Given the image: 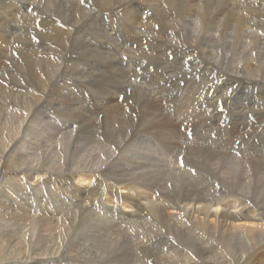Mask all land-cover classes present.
Returning a JSON list of instances; mask_svg holds the SVG:
<instances>
[{
  "label": "rangeland",
  "instance_id": "rangeland-1",
  "mask_svg": "<svg viewBox=\"0 0 264 264\" xmlns=\"http://www.w3.org/2000/svg\"><path fill=\"white\" fill-rule=\"evenodd\" d=\"M3 1L5 2V0H0V38H1L0 39V48H1L0 52L1 53L3 52L2 54L0 53V58H1L0 62H2V63H0V74H2L0 76V93H1V90H4V89L6 90V87H8L11 91H13L12 95H10L12 97H10V98L17 96L15 91L22 90L20 87L25 86V87H27L28 90H32L31 87L35 86L34 81L32 80L33 79L32 75H35L34 76L35 82L37 83L35 87L40 88V86L42 85V80L44 79L43 76L45 75V72H41L42 78H40L38 72L42 68V62L44 61V63H45V61L48 60L49 55L47 53V47L52 45V43H50L51 41L49 40L48 33L44 30L46 28L43 26V20L46 19L47 16H50V15H51L50 17H56L57 18L58 17L57 15L60 13H61V18L67 17L66 20H61L60 22L62 25H65V26H68V24H70L69 28L64 27V26L63 27H64V29L65 28L67 29L68 33H69V31H71L69 33V39L72 42L70 44L69 41L68 42L66 41L65 45L62 44L63 49H61L62 48V45L60 44L61 41L57 42L61 46V48L58 47V50L60 49V51H59L60 55H57V54L54 55V58H52V60L49 61L50 62L49 66H51V68L59 66L58 68H60L59 69L60 74L57 76H54L52 81H50L51 83L48 84L49 87L47 85V87L45 89L46 92L51 91V93L54 95H61V94L66 95L68 99H67V102L65 104L67 106L65 105V107L64 106L57 107V105H56L57 103L56 104L53 103V106L49 107L51 110L49 108L47 109V107L43 106L42 108H40L41 115H40L39 119L42 118L43 121H48V122L52 123L53 119H54L53 116L56 115L55 117L58 119V121H56V123H55L56 127L62 126L61 121L63 119H67L69 116H71L70 119H72L73 121L77 122V120H78V122H84L83 125L81 123V124H77V126H75V127L76 128L77 127L78 128L84 127V129H82V137L86 138L85 142L86 143L88 142V144H85V142H83L82 143L83 145H82V144H78V143L74 142L73 146L78 148L77 151L75 152L76 157L74 159L78 160L79 156L81 158L87 157L88 149H89L91 143H93L92 140L94 142L96 141L95 143L97 145L96 144L95 145L97 147H96L95 153H96V156L100 160H102L104 157L108 156L109 154H112L113 152L115 154L114 155L115 157L119 154H121L122 157L128 156L130 154L136 155V157L132 161H130V160L123 161L122 160L120 162L122 165L119 164L114 168V174L112 173V175L109 177V180L107 182H108V184L110 182L116 183V182L124 179L125 177L123 178V176L127 175L126 177L128 178L129 175H133V177L136 178L137 182L139 184L141 183V187L143 186L142 189L145 190L146 192H148V191L152 192L153 190H156L157 187L162 186V183H163L162 179H163V181L165 179L167 180V178L169 177L168 174L172 173L173 169L177 170L180 168L181 171L179 173L181 174L182 179L180 180L179 186H177L173 190L174 192L173 191L171 192V196H172V194H175L177 201H178V199H183L185 197H189L190 195H192V192H195V191H197V193H198L197 195H199L200 197L203 196L202 199L203 198L206 199L205 200L206 202H215L217 200L224 202L226 200V198L227 199L234 198V200H236V199L240 200L244 197H248L249 194H254V193H256V191H258V190H253L254 185L251 188V190L243 189L246 187L243 185L244 183L242 180L245 176V175H243L244 169H246L247 167L249 169L248 172L250 174H252V177L254 178V180L259 179V180L263 181V179H264V177H263L264 176V160H263L264 159V149H261V148H264V114H263L264 113V109H263L264 108V100H263L264 99V97H263L264 96V89H263L264 85H262L263 83H257L254 81L255 82V84H254V82H253V80L255 79L256 76H258V75L264 76V59H259V53H258L259 44L258 43H260V41H258V38H256L257 37V36H255L256 33H253L251 35L249 34L250 37H248V36L245 37L244 35H242L244 33V31H242V33H241L240 29H241V27H244V26L239 27V25H240V21H241V23H243L244 20L243 19L238 20L237 16L242 14V13L244 15V12H242L243 8H244V11L249 10V12H250L251 7L252 8L258 7L260 0H230V1L229 0H225V1L224 0H215V1L214 0H212V1H210V0H194V1H190L189 5L191 6L190 12H192V15H191L192 17H190L188 19H187V17H185V18H183V20L180 19L179 16H181L182 12L185 13L186 10L189 11L188 8L187 9L185 8L186 7L185 5H187V3H188L187 0H185V1L184 0H178V1L176 0V2L174 4L175 6L174 5L172 6V3L170 2V0H157L158 2H156V0H154V2H152L153 0L152 1L151 0H144V1H147L148 3L146 2L147 6L145 8H143V10L141 9V7H137V5H136V2L139 0H135V2H133V0H130V1H128V0H116L117 1L116 4L112 3V5L109 6L110 7L108 9L109 11L105 10L104 7L101 8L102 3L99 0H94V1L84 0L83 2H82V0H66V1H64V0H22V1L21 0H19V1L18 0H14V1L13 0H6V3H4ZM54 1H56L57 5L55 4ZM120 1L122 2V5H123V3H124V5H126L127 10H128V7H129V10L132 8L131 11L135 10V12H137V14H138V10H140L139 12L142 13L141 14L142 21L140 24H138L139 26H137V25L133 26L132 25L133 26L132 27L131 25L127 24L129 21H126L127 19H125L123 16L124 15L123 14L124 5H123V8H120V7H122V6H120L121 5ZM150 1L152 2V4L153 3L154 4L150 5V3H151ZM223 1H224V4H223ZM97 2L98 3L100 2L99 3L100 6H98L97 9H93L94 6L96 5L95 3H97ZM125 2H126V4H125ZM127 2H129V3H127ZM177 2H179L178 4L180 5L181 10H178L179 6L176 7ZM195 2L197 5L200 4V5H198L199 7L194 8L195 6H197V5H194ZM197 2H199V3H197ZM233 2H234V7H233V5H231V4H233ZM64 3L66 5H64ZM83 3H85V5L87 7L90 5H92L93 7L85 9L86 6ZM131 3H133V4H131ZM237 3L239 5H237ZM256 4H257V6H256ZM34 5L35 6L37 5L38 7L37 6L35 7ZM67 5H69V6H67ZM78 5L81 7L78 8ZM117 5H119V7ZM131 5H133V6H131ZM204 5L205 6L207 5L206 8ZM224 5H226L227 8ZM51 6H53V7H51ZM115 6H117V8H115ZM238 6L240 9L238 8ZM245 6H246V9H245ZM70 7H72V8H70ZM74 7H75V9H74ZM173 7H176V8H173ZM230 7H231V9H230ZM241 7H242V9H241ZM81 8L84 9V12L86 11L88 13L86 15L81 14L80 13L81 11H78V10H81ZM113 8H114V10L115 9L116 10L114 11ZM182 8H184L183 11H182ZM192 8H193V11H192ZM59 9H60V12H56V11H59ZM117 9H119V10H117ZM163 9H165V11ZM208 9H210L209 10L210 12H208ZM215 9H217L219 11H217V10L215 11ZM221 9H223L222 12L220 11ZM228 9H230V10H228ZM224 10H225V12H224ZM238 10L239 11L242 10V11H240L241 13L239 12V14H237ZM39 11H41V12L39 13ZM65 11H68V14ZM205 11L207 13H205ZM11 12L14 14V16H11V14H12ZM51 12H53V13H51ZM93 12H95V13H93ZM106 12H108V13H106ZM54 13H56L57 15H54ZM143 13H144V15H143ZM223 13H224V15H223ZM17 14H18V16H17ZM39 14H40V16H39ZM109 14H112V16L111 15L109 16ZM255 14L257 15V13H255ZM75 15L80 16L81 19L79 18L78 21H75ZM198 15H199V17H201L203 24L202 23L201 24L194 23V21H195L194 19L199 18ZM221 15H223V17ZM96 16H98V17H96ZM193 16H194V19H193ZM244 16H247V15H244ZM250 16L251 15H249V17ZM143 17H144V20H143ZM147 17L149 19H152V21L150 22ZM214 17H216V18H214ZM220 17H222L221 20H220ZM229 17L231 20L229 19ZM251 17L248 19L249 22H253V21L257 20L256 19L257 16H254V17L251 16ZM145 18L147 21H145ZM5 19H7L8 22ZM173 19L176 23L179 21V23H177V25L178 24H180V25H178V26H181L182 24H184V25L186 24L185 27H184V25H182L183 27H182L181 31H178L179 29L176 27L164 29L165 26H168L164 23L170 24ZM176 19H178V20L176 21ZM225 19H227V20H225ZM233 20H235V21L233 22ZM236 20H238V21H236ZM31 21L33 22V24L30 23ZM72 21H73V24L75 25V27L71 23ZM122 21H123V23H122ZM180 21H182V23ZM222 21H224V22H222ZM89 22H91V23H89ZM147 22L149 24H146ZM154 22H156L155 25H153ZM206 23H207V25H206ZM71 24L73 25V27ZM193 24H194V26H193ZM231 24L235 28L234 27L231 28ZM246 25H248V24L246 23L245 27H246ZM79 26H80V29H79ZM123 26L125 27V31H123L124 30ZM228 26L230 27V30L232 29L231 31L229 30ZM134 27H135V29H133ZM206 27L208 30L206 29ZM224 27H226V28H224ZM174 28L176 29L177 32L175 31ZM183 28H185V29H183ZM187 29H189L190 31ZM152 30H159L161 32H165V37L164 38L156 37L157 34L152 33ZM204 30H206L207 32H210V35H209V33H207ZM222 30H224V31H222ZM235 31H236V33H235ZM237 31H239L238 35H237ZM77 32H79V33H77ZM197 32H199V33L197 34ZM230 32L233 33L232 34L233 37L230 36L231 35ZM246 33H248V31H246ZM152 34H154V35H152ZM193 34H195V35H193ZM176 35L177 36L179 35L178 37H181V38L178 39V37ZM186 35H188V36H186ZM203 35H204V37H203ZM215 35H217V36H215ZM218 35H220V36H218ZM75 37H76V39H74ZM185 37H186V39H184ZM189 37H190V39H189ZM141 38H143L144 40H141ZM146 38L153 39V41L148 39V44H147ZM211 38L213 40H209ZM217 38L220 40H217ZM222 38H223V41H222ZM226 38H228L227 41L225 40ZM251 38H253V39H251ZM162 39H163V41H161ZM231 39H233V40H231ZM184 40H185V43L183 42ZM198 40H200L201 42H198ZM149 41H151V44L149 43ZM172 41H173V43H171ZM192 41H194V42H192ZM211 41H212V43H210ZM224 41L226 44L224 43ZM254 42H255V44H254ZM238 43H239V46L236 45ZM167 44H168V46H166ZM215 44H217V45H215ZM215 46L217 47V49ZM219 46H220L221 50H220ZM246 46H247V48H246ZM248 46H249V48H248ZM233 47L235 48V50ZM184 48H186V49H184ZM245 49L248 51V53L250 55L247 52L243 51ZM77 50H78V52H77ZM210 50H211V53L213 52L212 54L209 53ZM230 50H231V52H230ZM222 51H223V54H222ZM240 51L244 55L242 54V56H240L241 55ZM31 52H32V54H31ZM224 52H228V54L224 53ZM181 53H182V55H181ZM200 53L202 56L199 55ZM171 54H172V56H171ZM183 54H184V56H183ZM197 54H198V56H197ZM213 54H214V56H213ZM219 54H220V56H218ZM226 54H227V56H226ZM167 56H169L170 58ZM219 57H221V60ZM226 57L227 58L230 57V59H231L230 62L224 59ZM60 58H62V60H60ZM218 58H219V60H218ZM186 59H188V60H186ZM196 59H198L199 61ZM214 59H216L218 61L216 63V65H212V62L214 61ZM223 59L225 62L227 61L226 64L221 63ZM178 61H179V63H178ZM195 62L198 65V67L195 64ZM202 62H204V63H202ZM186 63H188V64H186ZM189 63H191V65ZM192 63L194 66L192 65ZM237 63H239L240 65ZM35 64H36V66H35ZM37 64H41V65H37ZM218 64H220V65H218ZM236 64H237V66H235ZM177 66L179 69L177 68ZM185 66H187L188 69L185 68ZM240 66H242L248 73H250V75L252 74L251 75L252 77H250V76L249 77L253 80H250V81H237L236 80L235 81V79L233 77H231L230 73L228 71H226V70H230V69L235 70L236 68H239ZM250 66L251 67L253 66V67L249 68ZM120 67H122V68H120ZM172 67H175V68H172ZM199 67H200V69H199ZM206 67H208L207 68L208 70L206 69ZM184 69H185V71H184ZM7 70L10 72H8ZM12 71L14 73H12ZM23 71H25V72H23ZM201 71H203V72H201ZM253 71H255L256 73ZM69 73H71V75ZM12 74H15V75H12ZM186 74H188L187 77H185ZM170 75L172 76L173 79L171 78ZM58 76L61 80L58 78ZM118 76H120V77H118ZM25 77L27 78V81H26ZM30 78H32V79H30ZM231 78H233V79H231ZM77 79L79 80V82ZM8 80H10V81H8ZM126 80H128V81H126ZM25 82H27V84ZM231 82L233 83V85ZM118 83H120V85ZM196 83H197V85H196ZM11 84H13V85L11 86ZM226 84H228V85H226ZM259 84H261L262 86L261 85L259 86ZM30 85H31V87H30ZM242 85H244V86H242ZM225 86H227V87H225ZM259 87H261V88H259ZM215 88H217V89H215ZM223 88H225V89H223ZM144 89L146 90V92ZM191 90H193V91H191ZM222 91L225 93L226 96L224 95V93H221ZM115 92H116V94H115ZM188 94H190V95H188ZM0 95H1L0 96V98H1L3 96V94H0ZM69 95H71V96H69ZM162 95H164V96H162ZM148 96H150V97H148ZM151 97H153V98H151ZM262 97H263V99H262ZM3 98H6V97H3ZM143 98H145L144 100H147V101H144ZM136 100L138 103H136ZM156 100H157V102H156ZM181 100H182V102H185V103L180 102ZM89 103H91V104H89ZM133 103H135V104H133ZM144 103H146L147 106ZM188 103H189V105H188ZM102 104H104V105H102ZM261 104H262V106L260 107ZM92 105L94 106V108ZM142 105H143V107L146 106L145 107L146 109L143 108ZM155 105H157V106H155ZM178 105L180 106V108L182 107V110L179 109ZM0 106H2L1 103H0ZM112 106L118 107L117 112L119 111V113L117 116L115 115L116 117H111V115H110V107H112ZM240 106H242V108ZM53 107H55V108H53ZM74 107H75V109H74ZM199 107H201L202 109ZM198 108L201 109V111H199ZM2 109L3 108L0 107V110H2ZM55 109L57 112L55 111ZM119 109H121V110H119ZM176 109L178 111L181 110V112L176 111ZM186 109H188V111L190 110L189 114L187 113L188 111ZM60 110H61V112H60ZM91 110H93V111H91ZM141 110H142V116L140 115ZM169 110H170V112H169ZM171 110L173 112L172 115L175 117V119H173L174 117L172 115H169V118H167L168 117L167 114H171ZM208 110L210 111V113L208 112ZM65 111L67 112V114ZM76 111H78V112L76 113ZM96 111H97V113H96ZM132 111H134V112H132ZM211 111H212V114H211ZM258 111L260 114L258 113ZM71 112H72V114L74 112V115H72ZM157 112H158V114H157ZM199 112H201L202 114ZM62 113H64V114H62ZM194 113L196 114V116ZM48 114H49V116H48ZM97 114L100 116H98ZM162 114H163V116H162ZM219 114H221V115H219ZM197 115L199 116V118ZM96 116H97V118H96ZM176 116H177V118H176ZM219 116H221V117L219 118ZM121 117H123V118H121ZM143 117L145 119H143ZM150 117H151V119H150ZM116 118H118V119H116ZM46 119H48V120H46ZM161 119H163V120H161ZM190 119H192V120H190ZM193 119H195V121ZM134 120H136V121H134ZM166 120H168L169 122ZM174 120H175V122H173ZM185 120L186 121L188 120V122H186ZM199 120L202 122V124ZM87 121H89V122L87 123ZM191 121L193 122V124L190 123ZM196 121H199V122L196 124ZM177 122H180V123H177ZM121 123H122V125H121ZM168 123H171V124L168 125ZM139 124H141V125H139ZM145 124H147L149 126V128H147L146 127L147 125L145 126ZM153 124H154V126H153ZM190 124H192V125H190ZM126 125H127V127H126ZM130 125H132L133 127ZM135 125H136V127H135ZM174 127H176V128H174ZM247 127H250V128L248 129ZM95 128H96V130H95ZM140 128H141V130L142 129H144V130L141 131ZM145 129H147V131ZM160 129H162V130H160ZM244 129L245 130L247 129V130L245 132H243ZM136 130H138L137 131L138 133L136 132ZM156 130H158V131H156ZM97 131H98V133H97ZM143 131H145V132H143ZM91 132H92V134H91ZM125 132H127V133H125ZM176 132L178 134H176ZM54 133H55V131L54 132L49 131V136H51L53 138H51V137L45 138L44 137V139H43L41 137L46 136V135L45 134L40 135L41 139H39V141L36 143V145L33 144V140L30 139L29 137L25 138L26 139L25 144L22 146L20 145L21 147L20 146L18 147L19 157L21 154L22 155L24 154L27 157V159H29L30 157H33V155H35V153L37 151L36 150L37 145H41V146L43 145L45 147H50L52 145L57 146L58 135L56 134L55 136H53ZM149 133H152V134H149ZM142 134H143V136H142ZM219 134H221V135H219ZM145 135H146V137H144ZM87 138H89V139H87ZM95 139H97V140H95ZM129 139L131 141H129ZM40 140H42V141H40ZM52 140H54V141H52ZM173 140H175V141H173ZM150 141H151L150 144H152V142H153V146L148 144ZM157 142H158L159 146H158ZM170 142H171V144H170ZM178 143H179V146L177 147ZM230 143H232L231 144L232 146L230 145ZM233 143H234V145H233ZM80 145H82V147ZM108 145L110 146V149H109ZM165 145H166V147H165ZM168 145H170V146H168ZM195 145H197V146H195ZM117 146H119V147H117ZM98 147H100V149ZM23 148H25V149H23ZM40 148L42 149L43 147H40ZM79 148H81V149H79ZM147 148H149L148 151H147ZM208 148H209V150H208ZM85 149L87 150V152L85 151ZM202 150H203V152H202ZM221 150L223 152H221ZM23 151H24V153H23ZM150 151L153 153V156H150L152 154ZM244 151H246V152H244ZM255 151H258V152L256 153ZM105 152L107 155L105 154ZM147 152L149 154H147ZM154 152H157V153H154ZM208 152H209V154H208ZM103 153H104V155H103ZM253 153H254V155H252ZM144 154H145V156H144ZM154 154H155V156H154ZM137 155H139V156L137 157ZM148 155L150 156L151 159L148 158L146 160L145 157H147ZM157 155L159 156V158L156 157ZM162 155H164V156H162ZM169 155H170V157H169ZM175 155H176V157H175ZM197 155H200V157L199 156L197 157ZM220 156L222 157V159ZM227 156L229 157V159ZM173 157L175 160L173 159ZM230 157H231V159H230ZM181 158H183V161H184V164L182 166H181V160H180ZM203 158H205L207 160H205ZM148 160L150 162L152 160L153 164L151 163V165H150V162ZM166 160H167V162H166ZM154 161H156V163ZM164 161H165V164H163ZM230 161H232V163ZM131 162H132V164H131ZM212 163H213V165H212ZM255 163L258 164L257 167H256ZM127 164H128V166H127ZM145 164H147V165H145ZM216 164H217V166H216ZM233 164H235V165H233ZM251 164H253V165H251ZM158 165H160V167ZM179 165H180V167H179ZM246 165H249V166L246 167ZM164 166H165V168H164ZM191 166H192V168H191ZM153 167H155V168H153ZM182 167H183V169H182ZM167 168L168 169L171 168L172 170L171 169L168 170ZM154 169H156L157 173L154 171ZM198 169H199V171H198ZM159 170H161V171H159ZM165 170H167V171H165ZM203 170H204V172H203ZM205 170H207V171H205ZM219 170H220V172H219ZM162 171H163V173H162ZM229 171H231V172H229ZM217 172H218V174H217ZM221 172H222V174H221ZM255 172H257L259 174L256 175ZM189 173H190V175H188ZM230 173H232V174L230 175ZM185 174H187V175H185ZM226 174H227V176H226ZM254 174H255V176H254ZM184 175H185V177H184ZM239 175H241V177ZM159 176H160V178L158 179ZM111 177H113V178H111ZM204 177H206L208 179H206ZM114 178H115V180H114ZM231 178H232V180H231ZM183 179H184V181H183ZM201 180L203 183L201 182ZM158 181L160 184L157 183ZM232 181H234L235 184H237V185L233 184L234 182H232ZM186 182H188V183L193 182V183H192V185L188 184L189 187H187V185L185 186V184H184ZM61 183H62V181H61ZM61 183H60V185H61ZM2 184H3L2 186L5 187V186H9L11 184V182H10V180H5V182H3ZM144 184H147V185H144ZM216 184H218V185H216ZM100 185H98V188L94 193L96 195H93V199L96 198L95 200H97L96 201L97 203L95 202L96 203L95 206L97 209L94 211L96 213L95 214L96 219L97 218L103 219L104 215H105V211L103 209H101V206H100L102 201H103L101 196L104 193V192L101 193V191H105L108 188H106V186L103 183H100ZM182 185L184 186L183 188H182ZM147 186H148V188H146ZM192 186L194 189L192 188ZM208 186H210V187H208ZM100 187L102 189H100ZM57 188L59 190H61V186H58ZM262 189H264V188H260V190H259L260 192H257V194H256L257 196H255L256 199L254 198V201L256 204H259L261 199H263L260 197H262V196L264 197V195H263L264 190L262 191ZM179 190H180V193H179ZM189 190H191V191H189ZM235 190H236V192H235ZM60 192H62V191H60ZM97 192H98V194H97ZM151 192H148V193H151ZM259 193L262 194V196H260ZM250 196H252V195H250ZM97 206H99V208ZM259 206L262 207L263 205L259 204ZM87 219L88 220H86V219L83 220L85 223H83L82 224L83 226H81V232H83V234H84L82 237L86 236V234H85L86 232H90V231L92 232L93 231L92 227L85 226V225H88V221L90 218H87ZM13 221H17V219L13 220ZM86 221H87V223H86ZM158 221H159V219H158ZM109 223H111V221L110 222L106 221L105 225H108ZM115 224H117V223L115 222L114 225ZM18 226H19V230H23L26 227L25 226L22 229V228H20V227H22V225L17 224L16 227H18ZM108 227L110 229H112V228L114 229V227H112V224L108 225ZM109 228H106L102 231L101 230L98 231L100 233V235L98 232L92 233V234L99 235V237L102 238V240L104 241V244L107 245L108 237L110 238L114 235L111 232L113 229L110 230ZM144 229H147V228L145 227ZM105 230L110 231V233L108 231H107V233H109V234L105 233ZM127 231L130 234L134 235V232H136L137 229L134 230V227H133V230L128 229ZM137 232L140 233L141 231H137ZM129 233L128 234H122L121 236H119L120 237L119 242L122 243L124 250L123 249L121 250V252H120L121 254L117 253V258H116L117 261H113V262H116V264H130V263L141 264L140 262L137 263V261H141V258H138L136 253L131 249L132 248L131 243L133 240L130 237ZM105 234H107V235L105 236ZM101 235H103L105 238H103V236L101 237ZM126 237H130L129 239L132 241L130 242L129 239ZM53 238H54V234L51 237V240H53ZM122 238H123V240H122ZM113 239H114V236H113ZM93 241H94V244H93ZM98 243H99V240L96 241V239H94V240L92 239L91 241H88V243H86V244H87V246H89V245L94 246ZM128 244H130V245L128 246ZM148 244L149 243H147V245ZM140 245H142V244H140ZM125 246H127L129 248H127ZM148 246L150 247L152 245L149 244ZM104 248H106V251L112 250V252H114V250H113L114 245H112V244L108 245V248L106 246ZM150 248H149V250H150L149 253H155L156 252V251L152 250L154 248H152V247H150ZM167 248H168L167 246L162 247V249H164V250H166ZM122 253L125 255L124 258H122V256H120V255H122ZM146 254H148V253L146 252ZM161 255L163 256V254H160L158 256L161 257ZM88 256L91 257V255H89V254L85 255L87 260L90 259ZM142 256H144L143 253H142ZM96 260H97V258H96ZM88 261H90V260H88ZM76 262H77V260L73 261V262L71 261L70 263H67V264H71V263L76 264ZM104 263L105 264H115V263H110V262L108 263V261H106ZM79 264H81V263L79 262Z\"/></svg>",
  "mask_w": 264,
  "mask_h": 264
},
{
  "label": "bare ground",
  "instance_id": "bare-ground-1",
  "mask_svg": "<svg viewBox=\"0 0 264 264\" xmlns=\"http://www.w3.org/2000/svg\"><path fill=\"white\" fill-rule=\"evenodd\" d=\"M14 1V0H13ZM19 1V0H18ZM22 1V0H21ZM66 1V0H64ZM84 1V0H83ZM89 1V0H87ZM86 1V2H87ZM94 1V0H92ZM102 4L101 8L104 7L105 10H108L110 5L116 4V0H99ZM130 1V0H128ZM152 1V0H151ZM150 1V2H151ZM178 1V0H177ZM185 1V0H184ZM190 1L194 0H187V5H185L186 9L188 8L189 11L182 12L181 16H179L180 19L183 20V18L192 17L191 6L189 5ZM212 1V0H210ZM215 1V0H214ZM225 1V0H224ZM223 1V4H224ZM230 1V0H229ZM4 2V1H3ZM32 2V1H31ZM56 4V1H54ZM77 2V1H76ZM81 2V1H80ZM99 2V3H100ZM121 2V1H120ZM135 2V0H133ZM147 1L139 0L136 2L137 7L145 8L147 6ZM149 2V3H150ZM154 2V0L152 1ZM150 3V5L152 4ZM156 2H158L156 0ZM160 2V1H159ZM169 2V1H168ZM172 3V6L175 4L176 0H170ZM218 2V1H217ZM235 2V1H234ZM234 2L233 7H234ZM6 3V0L5 2ZM8 3V2H7ZM23 3V2H22ZM37 3V2H36ZM39 3V2H38ZM98 2L95 3L93 9H97L98 6H100ZM129 3V2H127ZM177 2L176 7L179 6L178 10H181L180 5ZM199 3V2H197ZM226 3V2H225ZM85 5V3H83ZM126 4V2H125ZM133 4V3H131ZM154 4V3H153ZM152 4V5H153ZM169 4V3H168ZM182 4V3H181ZM185 4V3H184ZM183 4V5H184ZM202 4V3H201ZM216 4V3H215ZM236 4V3H235ZM40 5V4H39ZM45 5V4H44ZM54 5V4H53ZM57 5V4H56ZM55 5V6H56ZM64 5H66L64 3ZM71 5V4H70ZM120 5V4H119ZM119 5H117L119 7ZM124 5V3H123ZM122 2L121 5L123 8ZM130 5V4H129ZM135 5V4H134ZM194 5H197L196 2ZM193 5V6H194ZM200 5V4H198ZM195 6L199 7V6ZM218 5V4H217ZM237 5H239L237 3ZM35 6V5H34ZM37 6V5H36ZM35 6V7H36ZM41 6V5H40ZM54 6V7H55ZM69 6V5H67ZM83 6V5H82ZM86 6V5H85ZM115 6V8H117ZM133 6V5H131ZM149 6V5H148ZM175 6V5H174ZM205 6V5H204ZM203 6V7H204ZM207 6V5H206ZM205 6V8H206ZM221 6V5H220ZM226 6V5H224ZM230 6V5H229ZM257 6V4H256ZM25 7V6H24ZM38 7V6H37ZM42 7V6H41ZM53 7V6H51ZM81 7L78 5V8ZM93 6H86L85 9L92 8ZM136 7V6H135ZM161 7V6H160ZM173 7V8H176ZM218 7V6H217ZM223 7V6H222ZM232 7V6H231ZM230 7V9H231ZM66 8V7H65ZM72 8V7H70ZM100 8V7H99ZM98 8V9H99ZM119 8V9H120ZM227 8V6H226ZM237 8V7H236ZM239 8V6H238ZM13 9V8H12ZM20 9V8H19ZM34 9V8H33ZM40 9V8H39ZM42 9V8H41ZM75 9V7H74ZM117 9V10H119ZM125 9V10H124ZM123 9V16L126 21H129L128 25L133 26H139L138 24L141 23L142 17L138 10L137 12L131 11V9H126V5H124ZM160 9V8H159ZM162 9V8H161ZM184 8H182L183 11ZM198 9V8H197ZM213 9V8H212ZM220 9V8H219ZM228 9V10H230ZM235 9V8H234ZM240 9V8H239ZM242 9V7H241ZM246 9V6H245ZM51 10V9H50ZM58 10V9H57ZM100 10V9H99ZM102 10V9H101ZM112 10V9H111ZM114 10V8H113ZM116 10V9H115ZM114 10V11H115ZM165 11V9H163ZM171 10V9H170ZM175 10V9H174ZM207 10V9H206ZM210 9H208V12ZM214 10V9H213ZM217 9H215L216 11ZM223 9L220 11L222 12ZM237 10V9H236ZM35 11V10H34ZM37 11V10H36ZM81 14L86 15L88 12H84V9L81 8ZM104 11V10H103ZM102 11V12H103ZM109 11V10H108ZM146 11V10H145ZM193 11V8H192ZM199 11V10H198ZM219 11V10H217ZM242 11V10H240ZM239 10L236 12L239 14ZM41 11H39L40 13ZM56 12H60L56 11ZM68 14V11H65ZM76 12V11H75ZM111 12V11H110ZM109 12V13H110ZM180 12V11H179ZM204 12V11H203ZM225 12V10H224ZM233 12V11H232ZM243 13L237 16L238 20H244L243 23L240 21L241 27L240 31H244L242 35L245 37H250L249 34L256 33L255 36L258 38V41H260L259 44V59H264V0H260L258 7L256 8H250L249 10L244 11ZM12 13V12H11ZM53 13V12H51ZM73 13V12H72ZM95 13V12H93ZM108 13V12H106ZM117 13V12H116ZM146 13V12H145ZM151 13V12H150ZM174 13V12H173ZM205 13H207L205 11ZM213 13V12H212ZM211 13V14H212ZM218 13V12H217ZM241 13V12H240ZM257 13V15L255 14ZM3 14V13H2ZM10 14V13H9ZM13 14V13H12ZM11 16H14V14ZM48 14V13H47ZM46 14V15H47ZM70 14V13H69ZM175 14V13H174ZM198 14V13H197ZM220 14V13H219ZM42 15V14H41ZM54 15H57L54 13ZM63 15V14H62ZM100 15V14H99ZM112 16V14H109V16ZM114 15V14H113ZM144 15V13H143ZM142 15V16H143ZM150 15V14H149ZM224 15V13H223ZM223 15H221L223 17ZM226 15V14H225ZM243 15V16H242ZM251 16H257L256 21L249 22L248 19ZM18 16V14H17ZM37 16V15H36ZM35 16V17H36ZM40 16V14H39ZM38 16V17H39ZM51 16V15H50ZM47 16L46 19L43 20V26L46 28L44 29L48 33L49 40L51 41L52 45L47 47V53H48V60L42 62V68L39 70V76L42 78V73L45 72V75L43 76L42 85L39 87L36 86L35 82V75H32L33 81H34V87L30 85L32 90H28L27 87L23 86L20 87L22 90L15 91L17 96L10 98L12 96L13 91H11L8 87H6V90H1L0 94H3V96L0 98V103L3 109L0 110V264H67L71 261H76V264H105L104 262L108 261V263H115L113 261H117V253L121 254V250L123 248L122 243L119 242V239L122 234H128V229L134 230L137 229L139 232H134L133 234H130V237L132 240H130V237H126L129 239V241H132V250L136 253L138 258H141L140 262L141 264H264V197L262 194H260L261 201L259 204L263 205L262 207L259 206V204H256L254 201L255 196H257V192H260V188H264V179L263 181L256 179L252 177V174H250L248 171L249 165H246V169H244V178H243V185L246 188V190H251L253 187V190H258L254 194H249L252 196L244 197L240 200H234V198L227 199L223 202L220 200H217L215 202H206V199H202L199 195H197V191L192 192V195L189 197L182 198L176 200L175 194H172L171 192L179 186L181 178V174L179 173L181 169L174 170L172 173H169V177L167 180L165 179L163 181L162 179V186L157 187L156 190L148 191L151 193L146 192L142 189L141 183L139 184L133 175H129L128 178L126 176H123L124 179L116 182V183H109L108 180L109 177L114 174V168L121 164L120 162L123 160H134L136 155L130 154L128 156H121V154L114 156V152L112 154H109L108 156L104 157L102 160H100L95 153L96 150V141L91 143L88 152L85 149V151L88 153L86 158L78 157V160L74 159L75 152L78 148L74 147V142L78 144H82L85 142L86 138L82 137V129L84 127L76 128L77 124L83 125L84 122H77L70 119L71 116H69L67 119H63L62 126L56 127L55 123L58 121V119L53 116V122L43 121L42 118L39 119L41 113L40 108L43 106L47 107V109L50 106H53V103H57V107L64 106L67 102V96L66 95H54L50 92H46L45 89L50 81L54 78V76H57L60 74V68L58 67H52L49 66L50 60L54 58V55H60V49L58 50V47L61 48L60 44L65 45L66 41L71 44L72 41L69 39V33L71 31L65 30L64 27L68 26L62 25L61 20H66L67 17L61 18V13L58 14L56 17H50ZM169 16V15H168ZM172 16V15H171ZM195 16V15H194ZM193 16V19H194ZM210 16V15H209ZM43 17V16H42ZM90 17V16H89ZM95 17V16H94ZM98 17V16H96ZM199 17V15H198ZM206 17V16H205ZM218 17V16H217ZM220 17V20L221 18ZM227 17V16H226ZM231 17V16H230ZM229 17V19H230ZM15 18V17H14ZM44 18V17H43ZM80 16L75 15V21H78ZM120 18V17H119ZM123 18V17H122ZM148 18V17H147ZM216 18V17H214ZM213 18V19H214ZM228 18V17H227ZM252 18V17H251ZM19 19V18H18ZM71 19V18H70ZM81 19V18H80ZM95 19V18H94ZM206 19V18H205ZM219 19V18H218ZM217 19V20H218ZM234 19V18H233ZM236 19V18H235ZM253 19V18H252ZM7 21V19H5ZM144 20V17H143ZM148 20L151 22L152 19ZM178 19H176L177 21ZM194 23L203 24L201 17L195 18ZM227 20V19H225ZM231 20V19H230ZM229 20V21H230ZM236 20V21H238ZM10 21V20H9ZM145 21L146 18H145ZM166 21V20H165ZM216 21V20H215ZM235 20H233L234 22ZM8 22V21H7ZM6 22V23H7ZM11 22V21H10ZM66 22V21H65ZM88 22V21H87ZM182 23V21H180ZM207 22V21H206ZM212 22V21H211ZM224 22V21H222ZM5 23V24H6ZM12 23V22H11ZM30 23L33 24L31 21ZM73 24V21L71 22ZM91 23V22H89ZM123 23V21H122ZM163 23V22H162ZM179 23V21L177 22ZM177 23L174 21V19L171 21L170 24L164 23L168 26H165L166 28H172L176 27L181 31L182 30V24L181 26H178ZM185 23V22H184ZM214 23V22H213ZM231 23V22H230ZM229 23V24H230ZM236 23V22H235ZM234 23V24H235ZM246 25L245 27V24ZM13 24V23H12ZM18 24V23H17ZM31 24V25H32ZM36 24V23H35ZM71 24V25H72ZM85 24V23H84ZM146 24H149L148 22ZM156 22L153 23L155 25ZM220 24V23H219ZM238 24V23H237ZM74 25V24H73ZM72 25V27H73ZM186 25V24H185ZM184 25V27H185ZM207 25V23H206ZM215 25V24H214ZM15 26V25H14ZM33 26V25H32ZM38 26V25H37ZM64 26V27H63ZM92 26V25H91ZM106 26V25H105ZM132 26V27H133ZM188 26V25H187ZM194 26V24H193ZM238 26V25H237ZM21 27V26H20ZM75 27V25H74ZM124 27V26H123ZM190 27V26H189ZM216 27V26H215ZM229 27V26H228ZM234 27L231 24V28ZM36 28V27H35ZM87 28V27H86ZM197 28V27H196ZM226 28V27H224ZM223 28V29H224ZM235 28V27H234ZM80 29V26H79ZM135 29V27L133 28ZM175 29V28H174ZM185 29V28H183ZM207 29V27H206ZM237 29V28H236ZM30 30V29H29ZM43 30V31H44ZM73 30V29H72ZM83 30V29H82ZM127 30V29H126ZM189 30V29H187ZM208 30V29H207ZM220 30V29H219ZM230 30V27H229ZM232 30V29H231ZM230 30V31H231ZM235 30V29H234ZM239 30V29H238ZM20 31V30H19ZM98 31V30H97ZM125 31V27L124 30ZM128 31V30H127ZM126 31V32H127ZM176 31V29H175ZM190 31V30H189ZM206 31V30H204ZM216 31V30H215ZM224 31V30H222ZM226 31V30H225ZM248 31V33H246ZM177 32V31H176ZM207 32V31H206ZM237 31V35H238ZM79 33V32H77ZM131 33V32H130ZM152 33L157 34L156 37L164 38L165 32H161L159 30H152ZM181 33V32H180ZM185 33V32H184ZM199 32H197L198 34ZM204 33V32H203ZM210 35V32H207ZM227 33V32H226ZM236 33V31H235ZM152 34V35H154ZM177 34V33H176ZM190 34V33H189ZM214 34V33H213ZM218 34V33H217ZM225 34V33H224ZM231 34V35H230ZM230 36H232L233 33L230 32ZM43 35V34H42ZM79 35V34H78ZM192 35V34H191ZM190 35V36H191ZM195 35V34H193ZM241 35V34H240ZM74 36V35H73ZM177 36V35H176ZM179 36V35H178ZM177 36V37H178ZM182 36V35H181ZM188 36V35H186ZM202 36V35H201ZM208 36V35H207ZM212 36V35H211ZM217 36V35H215ZM220 36V35H218ZM224 36V35H223ZM226 36V35H225ZM229 36V37H230ZM254 36V37H255ZM42 37V36H41ZM124 37V36H123ZM183 37V36H182ZM204 37V35H203ZM210 37V36H209ZM233 37V36H232ZM3 38V37H2ZM43 38V37H42ZM46 38V37H45ZM89 38V37H88ZM99 38V37H98ZM97 38V39H98ZM140 38V37H139ZM150 38V37H149ZM147 44H148V39ZM181 37H178V39ZM219 38V37H218ZM217 40H220L218 39ZM235 38V37H234ZM1 39V38H0ZM69 39V40H68ZM73 39V38H72ZM76 39V37L74 38ZM175 39V38H174ZM183 39V38H182ZM186 39V37L184 38ZM190 39V37H189ZM192 39V38H191ZM195 39V38H194ZM239 39V38H238ZM253 39V38H251ZM4 40V39H3ZM47 40V39H46ZM141 40H144L141 38ZM153 41V39H149ZM177 40V39H176ZM205 40V39H204ZM209 40H213L212 38ZM226 41L228 38L225 39ZM233 40V39H231ZM235 40V39H234ZM237 40V39H236ZM2 41V40H1ZM35 41V40H34ZM38 41V40H37ZM61 41L60 44L57 42ZM114 41V40H113ZM151 41L149 43L151 44ZM163 41V39L161 40ZM174 41V40H173ZM173 41L171 43H173ZM191 41V40H190ZM223 41V38H222ZM241 41V40H240ZM262 41V42H261ZM36 42V41H35ZM117 42V41H116ZM175 42V41H174ZM178 42V41H177ZM176 42V43H177ZM185 43V40L183 41ZM194 42V41H192ZM198 42H201L198 40ZM203 42V41H202ZM217 42V41H216ZM230 42V41H229ZM228 42V43H229ZM248 42V41H247ZM252 42V41H251ZM250 42V43H251ZM206 43V42H205ZM212 43V41L210 42ZM225 43V41H224ZM223 43V44H224ZM235 43V42H234ZM240 43V42H239ZM239 43L236 44L239 46ZM249 43V42H248ZM253 43V42H252ZM251 43V44H252ZM4 44V43H3ZM68 44V43H67ZM169 44V43H168ZM168 44L166 46H168ZM208 44V43H207ZM226 44V43H225ZM255 44V42H254ZM48 45V44H47ZM63 45L62 48L63 49ZM88 45V44H87ZM170 45V44H169ZM205 45V44H204ZM209 45V44H208ZM217 45V44H215ZM230 45V44H229ZM234 45V44H233ZM235 45V46H236ZM248 45V44H247ZM2 46V45H1ZM4 46V45H3ZM172 46V45H171ZM177 46V45H176ZM213 46V45H212ZM223 46V45H222ZM227 46V45H226ZM234 46V47H235ZM66 47V46H65ZM120 47V46H119ZM199 47V46H198ZM216 47V46H215ZM230 47V46H229ZM233 47V48H234ZM45 48V47H44ZM69 48V47H68ZM175 48V47H174ZM220 48V46H219ZM228 48V47H227ZM232 48V47H231ZM236 48V47H235ZM234 48V50H235ZM247 48V46H246ZM249 48V46H248ZM1 49V48H0ZM42 49V48H41ZM178 49V48H177ZM182 49V48H181ZM186 49V48H184ZM183 49V50H184ZM211 49V48H210ZM217 49V47H216ZM241 49V48H240ZM44 50V49H43ZM93 50V49H92ZM196 50V49H195ZM221 50V48H220ZM242 50V49H241ZM41 51V50H40ZM108 51V50H107ZM187 51V50H186ZM190 51V50H189ZM203 51V50H202ZM244 52L248 51L245 49ZM68 52V51H67ZM78 52V50H77ZM96 52V51H95ZM194 52V51H193ZM201 52V51H200ZM231 52V50H230ZM241 52V51H240ZM1 53V52H0ZM3 53V52H2ZM1 53V54H2ZM63 53V52H62ZM175 53V52H174ZM187 53V52H186ZM191 53V52H190ZM211 53V50L210 52ZM213 53V52H212ZM211 53V54H212ZM227 53L228 52H224ZM246 53V54H247ZM254 53V52H253ZM252 53V54H253ZM32 54V52H31ZM97 54V53H96ZM176 54V53H175ZM185 54V53H184ZM183 54V56H184ZM196 54V53H195ZM223 54V51H222ZM226 54V56H227ZM230 54V53H229ZM242 52L241 55L242 56ZM249 54V53H248ZM255 54V53H254ZM44 55V54H43ZM74 55V54H73ZM182 55V53H181ZM190 55V54H189ZM200 56L201 53L199 54ZM244 55V54H243ZM250 55V54H249ZM2 56V55H1ZM20 56V55H19ZM98 56V55H97ZM172 56V54H171ZM193 56V55H192ZM198 56V54H197ZM206 56V55H205ZM209 56V55H208ZM211 56V55H210ZM214 56V54H213ZM220 56V54L218 55ZM223 56V55H222ZM239 56V57H240ZM256 56V55H255ZM111 57V56H110ZM119 57V56H118ZM169 57V56H167ZM186 57V56H185ZM188 57V56H187ZM194 57V56H193ZM204 57V56H203ZM244 57V56H243ZM58 58V57H57ZM68 58V57H67ZM165 58V57H164ZM170 58V57H169ZM192 58V57H191ZM202 58V57H201ZM221 60V57H219ZM218 58V60H219ZM238 58V57H237ZM248 58V57H247ZM257 58V57H256ZM1 59V58H0ZM32 59V58H31ZM45 59V58H44ZM59 59V58H58ZM80 59V58H79ZM195 59V58H194ZM225 60L230 62L229 58H224ZM224 59L221 63H225ZM233 59V58H232ZM13 60V59H12ZM62 60V58H60ZM111 60V59H110ZM180 60V59H179ZM188 60V59H186ZM192 60V59H191ZM198 60V59H196ZM1 61V60H0ZM3 61V60H2ZM38 61V60H37ZM36 61V62H37ZM64 61V60H63ZM164 61V60H163ZM167 61V60H166ZM193 61V60H192ZM199 61V60H198ZM12 62V61H11ZM26 62V61H25ZM54 62V61H53ZM59 62V61H58ZM165 62V61H164ZM189 62V61H188ZM218 61L214 59L212 62V65H216ZM258 62V61H257ZM260 62V61H259ZM2 63V62H0ZM20 63V62H19ZM70 63V62H69ZM75 63V62H74ZM179 63V61H178ZM198 63V62H197ZM204 63V62H202ZM220 63V62H219ZM233 63V62H232ZM22 64V63H21ZM185 64V63H184ZM188 64V63H186ZM191 65V63H189ZM196 64V62H195ZM199 64V63H198ZM224 64V65H225ZM230 64V63H229ZM239 64V63H237ZM237 64L235 66H237ZM245 64V63H244ZM41 65V64H37ZM193 65V63H192ZM197 65V64H196ZM220 65V64H218ZM240 65V64H239ZM238 65V66H239ZM260 65V64H259ZM258 65V66H259ZM262 65V64H261ZM6 66V65H5ZM20 66V65H19ZM23 66V65H22ZM36 66V64H35ZM56 66V65H55ZM78 66V65H77ZM175 66V65H174ZM194 66V65H193ZM24 67V66H23ZM41 67V66H40ZM64 67V66H63ZM96 67V66H95ZM198 67V65H197ZM203 67V66H202ZM213 67V66H212ZM227 67V66H226ZM253 67V66H252ZM251 66L249 68H252ZM256 67V66H255ZM3 68V67H2ZM19 68V67H18ZM25 68V67H24ZM37 68V67H36ZM81 68V67H80ZM122 68V67H120ZM175 68V67H172ZM178 68V66H177ZM181 68V67H180ZM187 68V66H185ZM191 68V67H190ZM189 68V69H190ZM193 68V67H192ZM205 68V67H204ZM208 67H206L207 69ZM248 68V69H249ZM20 69V68H19ZM32 69V68H31ZM179 69V68H178ZM188 69V68H187ZM194 69V68H193ZM200 69V67H199ZM213 69V68H212ZM229 69V68H228ZM22 70V69H21ZM25 70V69H24ZM28 70V69H27ZM111 70V69H110ZM120 70V69H119ZM123 70V69H122ZM196 70V69H195ZM204 70V69H203ZM208 70V69H207ZM214 70V69H213ZM8 71V70H7ZM94 71V70H93ZM107 71V70H106ZM116 71V70H115ZM178 71V70H177ZM185 71V69H184ZM216 71V70H215ZM214 71V72H215ZM230 73L231 77L235 79V81H250L253 80L250 77V73H248L242 66L239 68L226 70ZM10 72V71H8ZM25 72V71H23ZM176 72V71H175ZM203 72V71H201ZM224 72V71H223ZM255 72V71H253ZM252 72V73H253ZM262 72V71H261ZM12 73H14L12 71ZM186 73V72H185ZM194 73V72H193ZM211 73V72H210ZM217 73V72H216ZM219 73V72H218ZM256 73V72H255ZM263 73V72H262ZM18 74V73H17ZM32 74V73H31ZM36 74V73H35ZM44 74V73H43ZM71 75V73H69ZM68 74V75H69ZM82 74V73H81ZM87 74V73H86ZM2 74H0L1 76ZM15 75V74H12ZM95 75V74H94ZM179 75V74H178ZM188 74H186L185 77H187ZM201 75V74H200ZM210 75V74H209ZM218 75V74H217ZM257 75V74H256ZM5 76V75H4ZM25 76V75H24ZM37 76V75H36ZM171 76V75H170ZM205 76V75H204ZM250 76V77H249ZM63 77V76H62ZM73 77V76H72ZM120 77V76H118ZM189 77V76H188ZM203 77V76H202ZM16 78V77H15ZM59 78V76H58ZM75 78V77H74ZM172 78V76H171ZM231 78V79H233ZM26 81L27 78L25 77ZM60 79V78H59ZM64 79V78H63ZM123 79V78H122ZM125 79V78H124ZM173 79V78H172ZM212 79V78H211ZM17 80V79H16ZM58 80V79H57ZM61 80V79H60ZM78 80V79H77ZM188 80V79H187ZM190 80V79H189ZM10 81V80H8ZM70 81V80H69ZM76 81V80H75ZM119 81V80H118ZM128 81V80H126ZM192 81V80H191ZM257 83H263L264 85V76H256L253 82ZM20 82V81H19ZM79 82V80H78ZM121 82V81H120ZM125 82V81H124ZM194 82V81H193ZM198 82V81H197ZM205 82V81H204ZM254 82V84H255ZM17 83V82H16ZM27 84V82H25ZM95 83V82H94ZM127 83V82H126ZM223 83V82H222ZM227 83V82H226ZM230 83V82H229ZM232 83V82H231ZM248 83V82H247ZM29 84V83H28ZM33 84V83H32ZM81 84V83H80ZM115 84V83H114ZM120 85V83H118ZM123 84V83H122ZM249 84V83H248ZM8 85V84H7ZM13 84H11L12 86ZM20 85V84H19ZM125 85V84H124ZM195 85V84H194ZM197 85V83H196ZM228 85V84H226ZM233 85V83H232ZM261 84H259L260 86ZM261 85V86H262ZM18 86V85H17ZM60 86V85H59ZM63 86V85H62ZM128 86V85H127ZM186 86V85H185ZM205 86V85H204ZM244 86V85H242ZM253 86V85H252ZM255 86V85H254ZM49 87V85H48ZM53 87V86H52ZM153 87V86H152ZM219 87V86H218ZM227 87V86H225ZM246 87V86H245ZM54 88V87H53ZM90 88V87H89ZM190 88V87H189ZM198 88V87H197ZM229 88V87H228ZM261 88V87H259ZM142 89V88H141ZM217 89V88H215ZM221 89V88H220ZM225 89V88H223ZM250 89V88H249ZM264 89V88H263ZM262 89V90H263ZM59 90V89H58ZM145 90V89H144ZM189 90V89H188ZM228 90V89H227ZM226 90V91H227ZM238 90V89H237ZM260 90V89H259ZM71 91V90H70ZM123 91V90H122ZM149 91V90H148ZM182 91V90H181ZM193 91V90H191ZM190 91V92H191ZM208 91V90H207ZM221 91V90H220ZM241 91V90H240ZM64 92V91H63ZM111 92V91H110ZM146 92V90H145ZM209 92V91H208ZM257 92V91H256ZM65 93V92H64ZM88 93V92H87ZM182 93V92H181ZM193 93V92H192ZM195 93V92H194ZM212 93V92H211ZM221 93H224L223 91ZM110 94V93H109ZM116 94V92H115ZM191 94V93H190ZM188 94V95H190ZM203 94V93H202ZM227 94V93H226ZM263 94V93H262ZM113 95V94H112ZM161 95V94H160ZM182 95V94H181ZM200 95V94H199ZM213 95V94H212ZM219 95V94H218ZM225 95V93H224ZM223 95V96H224ZM1 96V95H0ZM71 96V95H69ZM75 96V95H74ZM87 96V95H86ZM114 96V95H113ZM164 96V95H162ZM175 96V95H174ZM222 96V97H223ZM226 96V95H225ZM259 96V95H258ZM6 97V98H3ZM80 97V96H79ZM150 97V96H148ZM178 97V96H177ZM192 97V96H191ZM204 97V96H203ZM215 97V96H214ZM255 97V96H254ZM264 97V96H263ZM262 97V99H263ZM78 98V97H77ZM76 98V99H77ZM136 98V97H135ZM153 98V97H151ZM155 98V97H154ZM158 98V97H157ZM162 98V97H161ZM160 98V99H161ZM187 98V97H186ZM79 99V98H78ZM88 99V98H87ZM110 99V98H109ZM134 99V98H133ZM145 98H143L144 100ZM149 99V98H148ZM182 99V98H181ZM192 99V98H191ZM195 99V98H194ZM80 100V99H79ZM135 100V99H134ZM154 100V99H153ZM183 100V99H182ZM182 100L180 102H182ZM186 100V99H185ZM260 100V99H259ZM264 100V99H263ZM91 101V100H90ZM110 101V100H109ZM147 101V100H144ZM179 101V100H178ZM187 101V100H186ZM218 101V100H217ZM251 101V100H250ZM80 102V101H79ZM78 102V103H79ZM157 102V100H156ZM201 102V101H200ZM51 103V104H50ZM98 103V102H97ZM108 103V102H107ZM118 103V102H117ZM126 103V102H125ZM136 103L137 100H136ZM159 103V102H158ZM179 103V102H178ZM185 103V102H182ZM198 103V102H197ZM50 104V105H49ZM91 104V103H89ZM135 104V103H133ZM146 104V103H144ZM155 104V103H154ZM87 105V104H86ZM96 105V104H95ZM104 105V104H102ZM130 105V104H129ZM138 105V104H137ZM163 105V104H162ZM189 105V103H188ZM198 105V104H197ZM201 105V104H200ZM203 105V104H202ZM67 106V105H66ZM93 106V105H92ZM119 106V105H118ZM136 106V105H135ZM147 106V104H146ZM146 106L142 107L145 108ZM149 106V105H148ZM157 106V105H155ZM179 106V105H178ZM182 106V105H181ZM184 106V105H183ZM216 106V105H215ZM214 106V107H215ZM243 106V105H242ZM242 106H240L242 108ZM262 104L260 105V107ZM56 107V106H55ZM53 107V108H55ZM63 107V108H64ZM81 107V106H80ZM85 107V106H84ZM101 107V106H100ZM106 107V106H105ZM104 107V108H105ZM258 107V106H257ZM82 108V107H81ZM91 108V107H90ZM94 108V106H93ZM138 108V107H137ZM163 108V107H162ZM201 108V107H199ZM198 108V109H199ZM244 108V107H243ZM50 109V108H49ZM59 109V108H58ZM75 109V107H74ZM86 109V108H85ZM84 109V110H85ZM118 107L112 106L110 107V115L111 117H116L119 113L117 112ZM146 109V108H145ZM175 109V108H174ZM179 109L182 110V107ZM202 109V108H201ZM199 109V111H201ZM262 109V108H261ZM264 109V108H263ZM46 110V109H45ZM51 110V109H50ZM54 110V109H53ZM65 110V109H64ZM89 110V109H88ZM100 110V109H99ZM121 110V109H119ZM178 111L176 109V111ZM188 111V109H186ZM207 110V109H206ZM56 111V109H55ZM87 111V110H86ZM93 111V110H91ZM95 111V110H94ZM101 111V110H100ZM167 111V110H166ZM194 111V110H193ZM198 111V110H197ZM218 111V110H217ZM54 112V111H53ZM57 112V111H56ZM61 112V110H60ZM66 112V111H65ZM75 112V111H74ZM74 112L72 115H74ZM78 111H76L77 113ZM129 112V111H128ZM134 112V111H132ZM170 112V110H169ZM190 110L187 112L189 114ZM207 112V111H206ZM210 113V111L208 110ZM216 112V111H215ZM46 113V112H45ZM44 113V114H45ZM93 113V112H92ZM91 113V114H92ZM97 113V111H96ZM102 113V112H101ZM145 113V112H144ZM150 113V112H149ZM163 113V112H162ZM167 114L169 118V115ZM201 113V112H199ZM198 113V114H199ZM259 113V111H258ZM53 114V113H52ZM56 114V113H55ZM58 114V113H57ZM60 114V113H59ZM64 114V113H62ZM67 114V112H66ZM88 114V113H87ZM158 114V112H157ZM176 114V113H175ZM195 114V113H194ZM202 114V113H201ZM212 114V111H211ZM260 114V113H259ZM264 114V113H263ZM262 114V115H263ZM47 115V114H46ZM51 115V114H50ZM85 115V114H84ZM98 115V114H97ZM116 115V116H115ZM142 116V110L141 114ZM177 115V114H176ZM221 115V114H219ZM49 116V114H48ZM100 116V115H98ZM163 116V114H162ZM173 116V115H172ZM183 116V115H182ZM192 116V115H191ZM190 116V117H191ZM194 116V115H193ZM196 116V114H195ZM198 116V115H197ZM205 116V115H204ZM203 116V117H204ZM60 117V116H59ZM67 117V116H66ZM110 117V118H111ZM119 117V116H118ZM146 117V116H145ZM157 117V116H156ZM171 117V116H170ZM174 117V116H173ZM201 117V116H200ZM221 116H219L220 118ZM246 117V116H245ZM62 118V117H61ZM97 118V116H96ZM123 118V117H121ZM132 118V117H131ZM172 118V117H171ZM177 118V116H176ZM184 118V117H183ZM199 118V116H198ZM218 118V119H219ZM263 118V117H262ZM74 119V118H73ZM118 119V118H116ZM143 119H145L143 117ZM151 119V117H150ZM164 119V118H163ZM161 119V120H163ZM175 119V117L173 118ZM208 119V118H207ZM217 119V118H216ZM48 120V119H46ZM75 120V119H74ZM109 120V119H108ZM114 120V119H113ZM112 120V121H113ZM192 120V119H190ZM195 121V119H193ZM204 120V119H203ZM86 121V120H85ZM97 121V120H96ZM131 121V120H130ZM136 121V120H134ZM139 121V120H138ZM147 121V120H146ZM152 121V120H151ZM168 121V120H166ZM171 121V120H170ZM179 121V120H178ZM186 121V120H185ZM200 121V120H199ZM196 121V124L199 122ZM89 121H87L88 123ZM140 122V121H139ZM148 122V121H147ZM155 122V121H154ZM169 122V121H168ZM175 122V120L173 121ZM188 122V120L186 121ZM201 122V121H200ZM238 122V121H237ZM94 123V122H93ZM127 123V122H126ZM125 123V124H126ZM132 123V122H131ZM180 123V122H177ZM190 123L193 124L191 121ZM244 123V122H243ZM61 124V123H60ZM138 124V123H137ZM149 124V123H148ZM171 123H168L170 125ZM183 124V123H182ZM181 124V125H182ZM185 124V123H184ZM190 124V125H192ZM202 124V122H201ZM245 124V123H244ZM92 125V124H91ZM116 125V124H115ZM122 125V123H121ZM141 125V124H139ZM147 124H145L146 126ZM90 126V125H89ZM94 126V125H93ZM132 126V125H130ZM154 126V124H153ZM156 126V125H155ZM249 126V125H248ZM127 127V125H126ZM129 127V126H128ZM133 127V126H132ZM136 127V125H135ZM139 127V126H138ZM149 128V126H146ZM171 127V126H170ZM245 127V126H244ZM257 127V126H256ZM119 128V127H118ZM124 128V127H123ZM151 128V127H150ZM162 128V127H161ZM176 128V127H174ZM219 128V127H218ZM248 129L250 127H247ZM91 129V128H90ZM98 129V128H97ZM100 129V128H99ZM117 129V128H116ZM121 129V128H120ZM134 129V128H133ZM212 129V128H211ZM257 129V128H256ZM96 130V128H95ZM111 130V129H110ZM129 130V129H128ZM141 130V128H140ZM144 130V129H142ZM141 130V131H142ZM147 131V129H145ZM149 130V129H148ZM153 130V129H152ZM155 130V129H154ZM162 130V129H160ZM168 130V129H167ZM171 130V129H170ZM247 130V129H246ZM244 129L243 132L246 131ZM49 131H55L54 135H58L57 139V146H50L45 147L41 145L36 146V153L33 155V157H30L27 159V157L23 154L20 155L18 153V147L21 145H24L26 142L27 137L33 140V144L36 145V143L39 141V139L43 138H49ZM138 130H136L137 132ZM158 131V130H156ZM169 131V130H168ZM109 132V131H108ZM145 132V131H143ZM155 132V131H154ZM162 132V131H161ZM223 132V131H222ZM98 133V131H97ZM127 133V132H125ZM138 133V132H137ZM251 133V132H250ZM46 135L42 136L40 138V135ZM92 134V132H91ZM118 134V133H117ZM133 134V133H132ZM152 134V133H149ZM156 134V133H155ZM154 134V135H155ZM172 134V133H171ZM170 134V135H171ZM176 134H178L176 132ZM84 135V134H83ZM159 135V134H158ZM169 135V136H170ZM221 135V134H219ZM243 135V134H242ZM48 136V137H47ZM85 136V135H84ZM131 136V135H130ZM133 136V135H132ZM143 136V134H142ZM160 136V135H159ZM168 136V137H169ZM172 136V135H171ZM181 136V135H180ZM76 137V138H75ZM146 137V135L144 136ZM148 137V136H147ZM150 137V136H149ZM154 137V136H153ZM161 137V136H160ZM167 137V138H168ZM217 137V136H216ZM53 138V137H51ZM57 138V137H56ZM102 138V137H101ZM116 138V137H115ZM157 138V137H156ZM170 138V137H169ZM180 138V137H179ZM243 138V137H242ZM76 139V140H75ZM89 139V138H87ZM144 139V138H143ZM148 139V138H147ZM146 139V140H147ZM150 139V138H149ZM174 139V138H173ZM28 140V139H27ZM48 140V139H47ZM97 140V139H95ZM103 140V139H102ZM135 140V139H134ZM157 140V139H156ZM216 140V139H215ZM42 141V140H40ZM46 141V140H45ZM49 141V140H48ZM54 141V140H52ZM90 141V140H89ZM104 141V140H103ZM125 141V140H124ZM129 141H131L129 139ZM155 141V140H154ZM159 141V140H158ZM171 141V140H170ZM175 141V140H173ZM179 141V140H178ZM51 142V141H50ZM113 142V141H112ZM119 142V141H118ZM148 142V141H147ZM162 142V141H161ZM40 143V142H39ZM104 143V142H103ZM151 141L148 143L150 144ZM215 143V142H214ZM85 144H88V142ZM96 144V145H95ZM114 144V143H113ZM123 144V143H122ZM155 144V143H154ZM158 144V142H157ZM166 144V143H165ZM171 144V142H170ZM177 144V143H176ZM181 144V143H180ZM200 144V143H199ZM228 144V143H227ZM232 143H230L231 145ZM29 145V144H28ZM83 145V144H82ZM82 145H80L82 147ZM103 145V144H102ZM147 145V144H146ZM153 146L152 144H150ZM167 145V144H166ZM165 145V147H166ZM203 145V144H202ZM234 145V143H233ZM20 146V147H21ZM105 146V145H104ZM103 146V147H104ZM109 146V145H108ZM142 146V145H141ZM145 146V145H144ZM159 146V144H158ZM170 146V145H168ZM167 146V147H168ZM172 146V145H171ZM179 146V143L177 147ZM188 146V145H187ZM186 146V147H187ZM190 146V145H189ZM197 146V145H195ZM199 146V145H198ZM205 146V145H204ZM232 146V145H231ZM238 146V145H237ZM40 147H43L42 149ZM84 147V146H83ZM119 147V146H117ZM227 147V146H226ZM260 147V146H259ZM263 147V146H262ZM27 148V147H26ZM100 149V147H98ZM108 148V147H107ZM129 148V147H128ZM146 148V147H145ZM150 148V147H149ZM147 148V151L148 149ZM261 148V147H260ZM25 149V148H23ZM30 149V148H29ZM81 149V148H79ZM98 149V150H99ZM110 149V146H109ZM112 149V148H111ZM187 149V148H186ZM264 149V148H261ZM113 150V149H112ZM195 150V149H194ZM209 150V148H208ZM21 151V150H20ZM79 151V150H78ZM105 151V150H104ZM111 151V150H110ZM109 151V152H110ZM114 151V150H113ZM118 151V150H117ZM130 151V150H129ZM135 151V150H134ZM167 151V150H166ZM193 151V150H192ZM213 151V150H212ZM220 151V150H219ZM229 151V150H228ZM260 151V150H259ZM99 152V151H98ZM107 152V151H106ZM105 152V154H106ZM137 152V151H136ZM141 152V151H140ZM151 152V151H150ZM186 152V151H185ZM203 152V150H202ZM221 152H223L221 150ZM246 152V151H244ZM256 153L258 151H255ZM261 152V151H260ZM24 153V151H23ZM139 153V152H138ZM137 153V154H138ZM144 153V152H143ZM152 153V152H151ZM157 153V152H154ZM160 153V152H159ZM158 153V154H159ZM218 153V152H217ZM228 153V152H227ZM252 153V152H251ZM30 154V153H29ZM34 154V153H33ZM98 154V153H97ZM102 154V153H101ZM135 154V153H134ZM147 154H149L147 152ZM146 154V155H147ZM185 154V153H184ZM183 154V155H184ZM198 154V153H197ZM209 154V152H208ZM216 154V153H215ZM225 154V153H224ZM100 155V154H99ZM104 155V153H103ZM107 155V154H106ZM125 155V154H124ZM160 155V154H159ZM206 155V154H205ZM218 155V154H217ZM251 155V154H250ZM254 155V153L252 154ZM259 155V154H258ZM139 155H137L138 157ZM145 156V154H144ZM143 156V157H144ZM149 156V155H148ZM145 157L147 160L150 158V156H153V153L149 157ZM155 156V154H154ZM164 156V155H162ZM161 156V157H162ZM189 156V155H188ZM200 157V155H197V157ZM234 156V155H233ZM257 156V155H256ZM141 157V156H140ZM156 157L159 158L157 155ZM170 157V155H169ZM176 157V155H175ZM195 157V156H194ZM221 157V156H220ZM219 157V158H220ZM226 157V156H225ZM228 157V156H227ZM258 157V156H257ZM261 157V156H260ZM179 158V157H178ZM190 158V157H189ZM243 158V157H242ZM245 158V157H244ZM262 158V157H261ZM151 159V158H150ZM149 159V160H150ZM166 159V158H165ZM170 159V158H169ZM174 159V157H173ZM191 159V158H190ZM202 159V158H201ZM205 159V158H203ZM210 159V158H209ZM222 159V157H221ZM229 159V157H228ZM231 159V157H230ZM148 160V161H149ZM155 160V159H154ZM162 160V159H161ZM175 160V159H174ZM181 160V159H180ZM207 160V159H205ZM235 160V159H234ZM249 160V159H248ZM264 160V159H263ZM137 161V160H136ZM144 161V160H143ZM157 161V160H156ZM156 161H154L156 163ZM170 161V160H169ZM194 161V160H193ZM204 161V160H203ZM211 161V160H210ZM209 161V162H210ZM213 161V160H212ZM226 161V160H225ZM150 162V161H149ZM158 162V161H157ZM167 162V160H166ZM195 162V161H194ZM193 162V163H194ZM232 163V161H230ZM261 162V161H260ZM148 163V162H147ZM152 163V160L150 162V165ZM171 163V162H170ZM205 163V162H204ZM227 163V162H226ZM236 163V162H235ZM249 163V162H248ZM251 163V162H250ZM253 163V162H252ZM132 164V162H131ZM153 164V163H152ZM165 164V161L164 163ZM167 164V163H166ZM169 164V163H168ZM184 164V161H183ZM190 164V163H189ZM202 164V163H201ZM228 164V163H227ZM239 164V163H238ZM245 164V163H244ZM122 165V164H121ZM147 165V164H145ZM170 165V164H169ZM173 165V164H172ZM191 165V164H190ZM200 165V164H199ZM213 165V163H212ZM235 165V164H233ZM253 165V164H251ZM257 167V163H255ZM128 166V164H127ZM133 166V165H132ZM160 167V165H158ZM175 166V165H174ZM217 166V164H216ZM219 166V165H218ZM229 166V165H228ZM237 166V165H236ZM239 166V165H238ZM263 166V165H262ZM121 167V166H120ZM148 167V166H147ZM170 167V166H169ZM180 167V165H179ZM189 167V166H188ZM200 167V166H199ZM209 167V166H208ZM215 167V166H214ZM213 167V168H214ZM230 167V166H229ZM244 167V166H243ZM155 168V167H153ZM162 168V167H161ZM165 168V166H164ZM174 168V167H173ZM192 168V166H191ZM228 168V167H227ZM238 168V167H237ZM242 168V167H241ZM252 168V167H251ZM151 169V168H150ZM159 169V168H158ZM157 169V170H158ZM163 169V168H162ZM168 169V168H167ZM171 169V168H169ZM168 169V170H169ZM183 169V167H182ZM206 169V168H205ZM215 169V168H214ZM230 169V168H229ZM234 169V168H233ZM256 169V168H255ZM143 170V169H142ZM148 170V169H147ZM153 170V169H152ZM172 170V169H171ZM185 170V169H184ZM218 170V169H217ZM232 170V169H231ZM258 170V169H257ZM137 171V170H136ZM154 171L157 173L156 169ZM161 171V170H159ZM167 171V170H165ZM199 171V169H198ZM202 171V170H201ZM207 171V170H205ZM209 171V170H208ZM224 171V170H223ZM194 172V171H193ZM204 172V170H203ZM220 172V170H219ZM225 172V171H224ZM227 172V171H226ZM231 172V171H229ZM234 172V171H233ZM237 172V171H236ZM239 172V171H238ZM263 172V171H262ZM163 173V171H162ZM196 173V172H195ZM202 173V172H201ZM256 175L259 174L255 172ZM261 173V172H260ZM138 174V173H137ZM218 174V172H217ZM216 174V175H217ZM222 174V172H221ZM232 173H230L231 175ZM151 175V174H150ZM166 175V174H165ZM187 175V174H185ZM184 175V177H185ZM190 175V173L188 174ZM194 175V174H193ZM206 175V174H205ZM204 175V176H205ZM120 176V175H119ZM208 176V175H207ZM227 176V174H226ZM225 176V177H226ZM241 177V175H239ZM238 176V177H239ZM255 176V174H254ZM263 176V175H262ZM151 177V176H150ZM220 177V176H219ZM233 177V176H232ZM235 177V176H234ZM258 177V176H257ZM260 177V176H259ZM264 177V176H263ZM113 178V177H111ZM119 178V177H118ZM160 176L158 177V179ZM189 178V177H188ZM191 178V177H190ZM201 178V177H200ZM206 178V177H204ZM154 179V178H153ZM208 179V178H206ZM211 179V178H210ZM209 179V180H210ZM216 179V178H215ZM239 179V178H238ZM5 180H10L11 184L9 186L3 187L2 183L5 182ZM115 180V178H114ZM113 180V181H114ZM118 180V179H117ZM157 180V179H156ZM232 180V178H231ZM62 181V183H61ZM184 181V179H183ZM191 181V180H190ZM208 181V180H207ZM241 181V182H242ZM254 181V182H253ZM202 182V180H201ZM227 182V181H226ZM234 182V181H232ZM8 183V182H7ZM61 183V185H60ZM100 183H103L105 187V191L102 197V203H101V209L105 211V215L103 219L95 218V210L96 208V201L93 199V195L95 191L98 188V185ZM158 184L159 181L157 182ZM193 183V182H192ZM192 183H184L185 186L188 184L192 185ZM203 183V182H202ZM211 183V182H210ZM183 184V185H184ZM225 184V183H224ZM235 184V182L233 183ZM113 185V186H112ZM147 185V184H144ZM182 185V188L184 187ZM195 185V184H194ZM218 185V184H216ZM221 185V184H220ZM237 185V184H235ZM239 185V184H238ZM242 185V184H241ZM61 186V190H59L57 187ZM101 186V185H100ZM159 186V185H158ZM205 186V185H204ZM230 186V185H229ZM234 186V185H233ZM207 187V186H206ZM210 187V186H208ZM232 187V186H231ZM60 188V187H59ZM148 188V186L146 187ZM193 188V186H192ZM215 188V187H214ZM217 188V187H216ZM221 188V187H220ZM100 189H102L100 187ZM188 189V188H187ZM186 189V190H187ZM194 189V188H193ZM197 189V188H196ZM201 189V188H200ZM192 190V189H191ZM189 190V191H191ZM264 189H262L263 191ZM62 191V192H60ZM177 191V190H176ZM174 192V191H173ZM182 192V191H181ZM200 192V191H199ZM234 192V191H233ZM236 192V190H235ZM249 192V191H248ZM264 192V191H263ZM180 193V190H179ZM98 194V192H97ZM178 194V193H177ZM182 194V193H181ZM221 194V193H220ZM225 194V193H224ZM244 194V193H243ZM100 195V194H99ZM215 195V194H214ZM264 195V194H263ZM216 196V195H215ZM222 196V195H221ZM247 196V195H246ZM96 197V196H95ZM179 197V196H178ZM180 197V198H181ZM234 197V196H233ZM98 198V197H97ZM100 198V197H99ZM209 198V197H208ZM101 199V198H100ZM222 199V198H221ZM211 200V199H210ZM96 202V203H95ZM99 202V201H98ZM95 203V204H94ZM99 208V206H97ZM101 211V210H100ZM98 216V215H97ZM100 217V216H99ZM87 218H90L88 221V227H92L93 231L86 232V236L82 237L84 234L81 232V226L85 223L83 220H88ZM17 221H13L16 220ZM159 219V221H158ZM106 221H111L108 225L112 224V227L114 229H110L108 225H105ZM117 223L114 225V223ZM24 223V224H23ZM87 223V221H86ZM17 224L22 225V228L25 227L23 230H19V226ZM149 226V227H148ZM111 227V226H110ZM147 229H144V228ZM106 228H109L112 230V234H114V239L112 237H108L107 245L104 244V241L102 238L99 237L100 233L98 231H102ZM108 230H105V233H107ZM56 232V233H55ZM99 233V235L92 234V233ZM104 232V231H103ZM110 233V231H108ZM88 233V234H87ZM107 233V234H109ZM136 233V234H135ZM138 233V234H137ZM54 234L53 240H51V237ZM105 234V236L107 235ZM56 235V236H55ZM104 235V234H103ZM101 235V237L103 236ZM128 235V236H129ZM109 236V235H108ZM111 236V235H110ZM126 236V235H125ZM116 237V238H115ZM103 238H105L103 236ZM124 238V237H123ZM122 238V240H123ZM96 239L99 240V243L94 246H87L86 243L88 241ZM128 241V240H127ZM123 242V241H122ZM129 242V243H130ZM124 243V242H123ZM128 243V242H127ZM151 244L153 251H156L155 253H149V244ZM94 244V241H93ZM114 245V252L106 251L105 246L108 248V245ZM142 244V245H140ZM92 245V244H91ZM121 245V246H120ZM130 244H128L129 246ZM163 246H167L168 248L166 250L162 249ZM127 247V246H125ZM129 248V247H127ZM166 248V247H165ZM151 249V248H150ZM130 251V250H129ZM152 251V252H153ZM116 252V253H115ZM133 252V253H134ZM146 252L148 254H146ZM116 255H115V254ZM142 253L144 256H142ZM165 253V254H164ZM86 254L91 255L89 257L90 261L87 260L85 257ZM146 254V255H145ZM163 254V256L160 255ZM135 255V256H136ZM119 256V255H118ZM122 258H124V254L122 253ZM136 256V257H137ZM97 258V260H96ZM139 260V259H138ZM134 261V260H133ZM120 262V261H119ZM123 262V261H122ZM72 264V263H71ZM132 264V263H130ZM136 264V263H135Z\"/></svg>",
  "mask_w": 264,
  "mask_h": 264
},
{
  "label": "snow or ice",
  "instance_id": "snow-or-ice-1",
  "mask_svg": "<svg viewBox=\"0 0 264 264\" xmlns=\"http://www.w3.org/2000/svg\"><path fill=\"white\" fill-rule=\"evenodd\" d=\"M82 2H83V0H82ZM183 165V158H181V166Z\"/></svg>",
  "mask_w": 264,
  "mask_h": 264
}]
</instances>
